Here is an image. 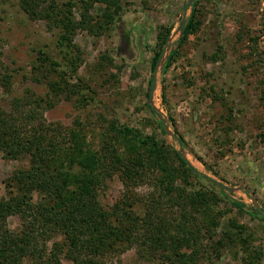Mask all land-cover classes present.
I'll list each match as a JSON object with an SVG mask.
<instances>
[{
	"label": "trees",
	"instance_id": "1",
	"mask_svg": "<svg viewBox=\"0 0 264 264\" xmlns=\"http://www.w3.org/2000/svg\"><path fill=\"white\" fill-rule=\"evenodd\" d=\"M16 2L29 19L45 21L61 56L44 46L32 48L36 52L32 68L42 72L35 81L44 84L45 94L14 95L8 110L0 104V154L28 159L26 167L14 169L5 179L0 196V264H25L27 259L33 264H109L110 258L131 247L163 264H197L200 248L207 249L204 240L215 259L222 251L234 250L240 254L239 264H258L262 250L253 247L248 226L234 218L221 223L227 213L219 208L224 198L201 183L206 177L173 144L114 118L104 119L107 123L94 146L88 138L93 129L87 132L83 123L64 126L46 119L44 112L61 97L76 106L95 101V90L78 74L83 59L73 39L77 29L90 35L108 31L123 15L119 0H80L79 19L73 14V0ZM95 2L104 7L92 14ZM192 5L164 72L201 26L198 0ZM170 31L169 25H160L157 31L152 71ZM99 62L105 68L112 58L103 54ZM12 78L13 74L0 71V86L9 94ZM150 83L151 79L149 87ZM145 106L153 112L147 102ZM261 137L264 140V133ZM176 138L183 146L182 136ZM115 174L122 182L121 195L107 205L101 196ZM142 185L149 190L138 195L136 189ZM234 205L241 211L242 203ZM141 206L143 212L137 210ZM254 213L264 220V213L256 208ZM9 217L17 220L15 228L9 226Z\"/></svg>",
	"mask_w": 264,
	"mask_h": 264
},
{
	"label": "rangeland",
	"instance_id": "2",
	"mask_svg": "<svg viewBox=\"0 0 264 264\" xmlns=\"http://www.w3.org/2000/svg\"><path fill=\"white\" fill-rule=\"evenodd\" d=\"M73 1V14L79 19L80 0ZM186 1L119 0L123 15L108 31L90 35L77 29L73 41L83 59L78 74L95 90V101L76 106L61 97L44 112L46 119L64 126L83 123L87 132L93 129L88 138L94 146L99 143L98 132L107 123L104 119L115 118L178 148L176 138L162 131L159 118L145 102L157 31L160 25L171 26L169 38L178 48L177 27ZM198 5L201 26L178 49L167 71L163 68L158 74L154 102L166 117L168 129L182 136V148L190 163L225 187L248 186L264 209V0H198ZM103 7L95 2L90 11L96 14ZM189 14L190 10L187 17ZM46 30L45 21L29 19L16 0H0V71L13 74L11 94L0 86V104L7 110L14 95L45 94L44 84L35 81L42 72L32 68L36 59L33 49L44 46L61 56L55 47L56 36ZM103 54L112 58L105 68L99 65ZM27 165V158L9 159L0 154V196L5 191V179L14 169ZM201 183L224 198L219 205L227 211L220 218L223 225L234 218L248 226L254 237L253 247L262 250L258 264H264V220L254 213L248 192L218 189L206 179ZM136 190L138 195H145L149 188L142 185ZM105 191L101 196L104 204L110 205L120 197L122 182L117 174L107 181ZM234 202L242 203L241 211ZM137 210L143 212L142 206ZM8 224L15 228L18 222L9 217ZM206 242L202 241L207 249L200 248L197 264H239V253L222 251L215 259L209 255L213 249ZM205 254L210 259L203 258ZM25 264L33 263L27 259ZM109 264L163 263L131 247L110 258Z\"/></svg>",
	"mask_w": 264,
	"mask_h": 264
},
{
	"label": "water",
	"instance_id": "3",
	"mask_svg": "<svg viewBox=\"0 0 264 264\" xmlns=\"http://www.w3.org/2000/svg\"><path fill=\"white\" fill-rule=\"evenodd\" d=\"M193 2H194V0H187L185 5L183 6L181 20H180V23H179V25L177 27L178 38L182 34L183 26L186 24V21H187V18H188L187 17V11L190 10V12H191V6H192ZM178 38L176 39V41L178 40ZM172 49H174V42L171 41L170 38L168 37L167 43L163 47L162 56L159 59H157L155 67H154V70H153L151 83H150V89H149V96H148V99H147V104L150 105L151 109L153 110V113L155 115H157V117L159 118L160 124H161L163 130L165 131V133L167 135H172L173 137L176 138V135L168 129V126H167V123H166V117L163 115V113L160 110L157 109V107L155 105V102H154V96H155V92H156V88H157V76H158L159 73H162L163 68H164V66L166 64L168 55H169V53H170V51ZM176 140H177V138H176ZM177 144H178V142H177ZM178 146L179 147L177 148L176 145H173V147L179 152V154L183 158L187 159V157L185 155V151L182 148L183 146H180L179 144H178ZM190 164L196 169V171H198L200 174L204 175L206 177L205 179L207 181H209L210 183L216 185L218 187V189L219 188L222 189V190L227 189L228 191H234V190L247 191L249 196H250V200H251L253 206L256 209H258L259 211H261V213H264V209L261 208L259 206V204L257 203V200L255 198L254 192L248 186H246V185H237V186L225 187L222 183H220V181L209 177L207 174H205L202 171H200L199 169H197V167H195L192 163H190Z\"/></svg>",
	"mask_w": 264,
	"mask_h": 264
}]
</instances>
